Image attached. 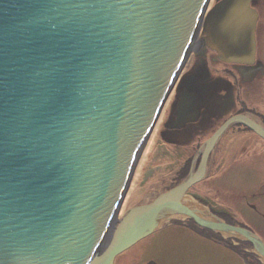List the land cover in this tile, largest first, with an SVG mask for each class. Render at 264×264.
I'll list each match as a JSON object with an SVG mask.
<instances>
[{
	"label": "water",
	"instance_id": "1",
	"mask_svg": "<svg viewBox=\"0 0 264 264\" xmlns=\"http://www.w3.org/2000/svg\"><path fill=\"white\" fill-rule=\"evenodd\" d=\"M210 1L0 0V264H97L102 248L113 264L163 218L249 241L264 260L263 235L188 192L228 128L264 139L245 113L180 184L119 215L195 44L227 64L256 61L252 0Z\"/></svg>",
	"mask_w": 264,
	"mask_h": 264
},
{
	"label": "rangeland",
	"instance_id": "2",
	"mask_svg": "<svg viewBox=\"0 0 264 264\" xmlns=\"http://www.w3.org/2000/svg\"><path fill=\"white\" fill-rule=\"evenodd\" d=\"M219 1L211 0L208 11ZM252 7L259 14L255 63L227 64L207 44L203 49L195 44L158 115L145 156L139 158L121 213L174 188L200 147L232 116L245 113L264 125V0H252ZM199 36L206 39L203 33ZM187 91L194 93L193 101H187ZM179 92L184 99L178 101ZM175 108H180L178 116ZM196 159L199 164L201 156ZM202 181L188 192L210 203L214 216L264 236V139L241 124L228 128L210 154ZM179 220H165L128 252L141 259L136 264L148 257L164 264H264L249 241L199 225L194 232L190 226L180 227Z\"/></svg>",
	"mask_w": 264,
	"mask_h": 264
},
{
	"label": "flooded vegetation",
	"instance_id": "3",
	"mask_svg": "<svg viewBox=\"0 0 264 264\" xmlns=\"http://www.w3.org/2000/svg\"><path fill=\"white\" fill-rule=\"evenodd\" d=\"M198 46H200L199 44H197ZM178 105V104H177ZM178 107V106H177ZM180 108H178V109H176L175 108V110H174V113L178 116L179 114H177L178 113V111L177 110H179ZM177 116H175V120H177L178 119V117ZM175 122V121H174ZM190 170H191V166H190ZM189 170V171H190ZM189 173V172H188ZM187 177V176H186ZM185 177V178H186ZM184 180V178L181 180V181H179V183H181L182 181ZM202 182H204V181H202ZM202 182H200V183H198V184H201ZM179 183H177V184H179ZM176 184V185H177ZM198 184H196V186L198 185ZM175 185V186H176ZM169 189H172V187L171 188H169ZM169 189H167V190H169ZM166 190V191H167ZM195 197L196 198H198L197 196H194V199H195ZM197 201H199V202H201L200 200H197ZM202 203V202H201ZM172 220H174V219H172ZM169 221H171V220H169ZM179 221H181V222H183V223H181V224H179V226L180 227H182V228H184L183 227V225L184 226H186L187 228H188V226H190V228H192L193 230H194V232H196V229L197 228H195V227H198V225H196L195 227H194V223H189L190 222V220L189 219H181V220H179ZM192 225V226H191ZM118 225H116V227H117ZM116 227L115 226H113L112 227V229H111V233L113 234V233H115L116 232ZM199 228V227H198ZM200 229V228H199ZM177 230H180L181 232H183V234H184V230H181L180 228H176L175 229V231H177ZM191 230V229H190ZM182 234V235H183ZM181 235V236H182ZM186 238H189V237H186ZM206 238V237H205ZM191 239H193V236H192V238ZM193 240H195V239H193ZM187 241H190V239H188ZM138 244H140L139 242L137 243V244H135L134 246H132L130 249H128V250H126V251H124L123 253H121L120 255H118L116 258H115V260H114V263L113 264H136L137 262H140V263H142L140 260V258L139 259H136L134 256H131L128 252L129 251H131L133 248H135ZM104 250L106 251V249L104 248H102L101 249V251H100V256H99V260H97V264H101V261H103V259H104V256H105V252H104ZM145 258H144V256H143V260H144ZM143 264H164L160 259H158L157 257H154V258H152V257H148L147 259H146V261H144L143 262Z\"/></svg>",
	"mask_w": 264,
	"mask_h": 264
},
{
	"label": "bare ground",
	"instance_id": "4",
	"mask_svg": "<svg viewBox=\"0 0 264 264\" xmlns=\"http://www.w3.org/2000/svg\"><path fill=\"white\" fill-rule=\"evenodd\" d=\"M251 6H252V3H251ZM257 13H258V12H257ZM258 17H259V14H258ZM258 19H259V18H258ZM257 23H258V22H257ZM256 30H257V28H256ZM255 35H256V32H255ZM196 39H197V37H196ZM179 95H180V92H179V94H178V101L184 99L183 96H180V97H179ZM189 100H190V101H193L191 97L189 98ZM189 100H188V98H187V101H188V102H190ZM157 119H158V117H157ZM173 119H174V118H173ZM174 120H175V119H174ZM173 122H174V121H173ZM263 127H264V125H263ZM259 137H260V136H259ZM260 138H261V137H260ZM205 143H206V142H205ZM205 143L200 147V148H201V153H202V151H203L202 148H203V146L205 145ZM199 151H200V149H199ZM199 156H201V154H200ZM199 156H198V157H199ZM194 159H195V158H194ZM194 159H193V160H194ZM199 163H200V162H199ZM197 165H199V164H198V160L196 159V169H197V167H198ZM189 173H190V171H189ZM189 173H188V175H189ZM188 175H187V176H188ZM169 190H170V189H169ZM169 190H167V191H169ZM165 192H166V191H165ZM139 205H140V204H139ZM134 207H135V206H134ZM134 207H132V208H134ZM122 208H123V205H122V207H121V210H122ZM132 208H129V209H132ZM129 209L125 210L123 213H121V210H120L119 215H124L127 211H129ZM165 220H166V219L163 218L162 220L157 221L156 223H157V225L160 226V224H162ZM171 220H172V219H171ZM166 221L169 222V220H166ZM159 226H157V227L159 228ZM158 228H156L154 231L158 230Z\"/></svg>",
	"mask_w": 264,
	"mask_h": 264
},
{
	"label": "trees",
	"instance_id": "5",
	"mask_svg": "<svg viewBox=\"0 0 264 264\" xmlns=\"http://www.w3.org/2000/svg\"><path fill=\"white\" fill-rule=\"evenodd\" d=\"M189 167H190V164H189ZM189 172V171H188ZM188 172L187 171H185L183 174H182V176L180 177L181 178V180L183 179V178H185L187 175H188ZM180 180V181H181ZM176 185V184H175Z\"/></svg>",
	"mask_w": 264,
	"mask_h": 264
}]
</instances>
